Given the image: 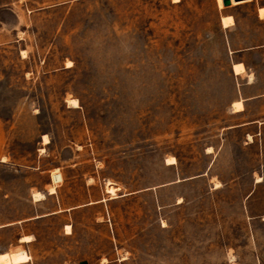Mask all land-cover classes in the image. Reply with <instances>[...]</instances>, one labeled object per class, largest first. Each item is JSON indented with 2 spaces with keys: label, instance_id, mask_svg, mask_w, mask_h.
Here are the masks:
<instances>
[{
  "label": "rangeland",
  "instance_id": "374dc122",
  "mask_svg": "<svg viewBox=\"0 0 264 264\" xmlns=\"http://www.w3.org/2000/svg\"><path fill=\"white\" fill-rule=\"evenodd\" d=\"M262 6L0 0V254L264 264Z\"/></svg>",
  "mask_w": 264,
  "mask_h": 264
},
{
  "label": "bare ground",
  "instance_id": "6f19581e",
  "mask_svg": "<svg viewBox=\"0 0 264 264\" xmlns=\"http://www.w3.org/2000/svg\"><path fill=\"white\" fill-rule=\"evenodd\" d=\"M248 1V0H247ZM219 2V5L222 6V3H223V0H218ZM245 1H241V2H235L234 0H232V3L234 5L236 4H240V3H243ZM259 14H260V17L262 18L264 16V7L262 6L260 9H259ZM232 20H233V17L232 16H229V17H223L222 21H223V26L224 27H229L230 24H232ZM234 70H235V73L239 74V73H242L244 71V66L242 64H235L234 65ZM74 103H76V101H74ZM234 106L237 110H240L242 108V105H241V102H235L234 103ZM44 141H47L48 142V139L46 136H44ZM36 197H40L41 196V193H38V194H35ZM12 261H11V258H10V255L9 253H5V254H0V264H11Z\"/></svg>",
  "mask_w": 264,
  "mask_h": 264
},
{
  "label": "water",
  "instance_id": "95a60500",
  "mask_svg": "<svg viewBox=\"0 0 264 264\" xmlns=\"http://www.w3.org/2000/svg\"><path fill=\"white\" fill-rule=\"evenodd\" d=\"M235 2L247 1V0H234ZM224 6H231L232 0H223ZM80 264H88L86 261L80 262Z\"/></svg>",
  "mask_w": 264,
  "mask_h": 264
},
{
  "label": "crops",
  "instance_id": "0c3cea01",
  "mask_svg": "<svg viewBox=\"0 0 264 264\" xmlns=\"http://www.w3.org/2000/svg\"><path fill=\"white\" fill-rule=\"evenodd\" d=\"M248 1H251V0H248ZM245 2H246V1H245ZM258 15H259V13H258ZM227 16H229V15H227ZM230 16H232V15H230ZM234 18H235V17H234ZM234 18H233V19H234ZM233 24H234V23H233ZM227 28H228V27H227ZM235 64H243V66H244V71H243V73H246V72H247V65L245 64V62H242V61H240V62H236V63L234 62V63H233V71H234V65H235ZM234 73H235V72H234ZM243 73H240V74H236V73H235V74H236V75H241V74H243ZM242 102H243V101H242ZM242 110H243V109H242ZM239 112H240V111H239Z\"/></svg>",
  "mask_w": 264,
  "mask_h": 264
}]
</instances>
